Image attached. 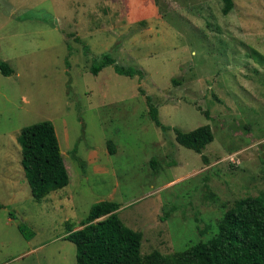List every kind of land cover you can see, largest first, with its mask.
I'll return each mask as SVG.
<instances>
[{
    "label": "rangeland",
    "instance_id": "1",
    "mask_svg": "<svg viewBox=\"0 0 264 264\" xmlns=\"http://www.w3.org/2000/svg\"><path fill=\"white\" fill-rule=\"evenodd\" d=\"M233 1L223 14L221 0H0L13 69L0 72V264H77L65 236L100 201L142 232V254H172L212 236L236 200L264 196V0ZM104 52L142 76L93 74ZM42 120L69 182L35 200L18 135ZM204 124L206 161L174 131Z\"/></svg>",
    "mask_w": 264,
    "mask_h": 264
},
{
    "label": "trees",
    "instance_id": "2",
    "mask_svg": "<svg viewBox=\"0 0 264 264\" xmlns=\"http://www.w3.org/2000/svg\"><path fill=\"white\" fill-rule=\"evenodd\" d=\"M221 2L223 14H227L234 7L233 0ZM83 47L87 49L86 44ZM105 65H112L116 72L123 75H138L139 78L142 76L135 66L118 64L110 52L94 57L90 71L97 74ZM0 72L9 75L13 69L6 61L0 60ZM147 105L153 122L163 131H167L169 127L160 122L157 108L149 96ZM174 131L179 144L199 154L214 139L209 124L188 131L174 128ZM18 142L25 179L35 200H40L68 184L65 160L50 120L22 127ZM107 147L110 153L114 152L112 145L108 144ZM71 151L74 155L76 149ZM201 157L206 161L205 155L202 154ZM1 206L2 204L0 208ZM118 208L119 204L114 201L97 202L90 208L80 228L69 230L65 238L75 245L77 264H264L262 194L248 195L236 200L223 213L212 236L191 243L187 248L172 254H161L156 250L142 254V232L127 226L119 217ZM169 214L170 211H166L165 217ZM19 229L26 236L23 225H19Z\"/></svg>",
    "mask_w": 264,
    "mask_h": 264
}]
</instances>
